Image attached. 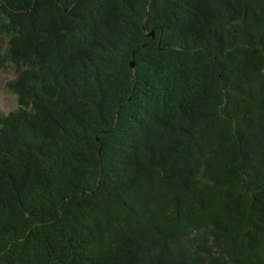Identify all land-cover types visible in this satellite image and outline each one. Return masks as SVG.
Returning a JSON list of instances; mask_svg holds the SVG:
<instances>
[{"label": "trees", "instance_id": "16d2710c", "mask_svg": "<svg viewBox=\"0 0 264 264\" xmlns=\"http://www.w3.org/2000/svg\"><path fill=\"white\" fill-rule=\"evenodd\" d=\"M0 39V264H264V0H0Z\"/></svg>", "mask_w": 264, "mask_h": 264}, {"label": "rangeland", "instance_id": "374dc122", "mask_svg": "<svg viewBox=\"0 0 264 264\" xmlns=\"http://www.w3.org/2000/svg\"><path fill=\"white\" fill-rule=\"evenodd\" d=\"M4 47V42L0 39V51ZM15 77L14 73L10 70L0 69V109L9 111L16 105V98L7 92L6 82Z\"/></svg>", "mask_w": 264, "mask_h": 264}, {"label": "water", "instance_id": "95a60500", "mask_svg": "<svg viewBox=\"0 0 264 264\" xmlns=\"http://www.w3.org/2000/svg\"><path fill=\"white\" fill-rule=\"evenodd\" d=\"M151 34H152V33H151ZM130 66H131L132 68L134 67V62H133V61H131Z\"/></svg>", "mask_w": 264, "mask_h": 264}]
</instances>
